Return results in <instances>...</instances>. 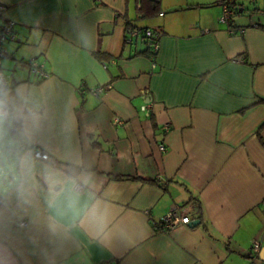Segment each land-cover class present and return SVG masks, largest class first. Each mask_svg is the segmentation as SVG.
<instances>
[{
    "label": "crops",
    "instance_id": "1",
    "mask_svg": "<svg viewBox=\"0 0 264 264\" xmlns=\"http://www.w3.org/2000/svg\"><path fill=\"white\" fill-rule=\"evenodd\" d=\"M236 1L243 13L230 25L225 0H0V25L14 21L19 38L3 68L52 83L54 108L71 106L78 141H91L142 234L127 249L88 247L72 264H264V0ZM70 18L94 27L96 52L75 44ZM132 26L163 33L155 56L147 40L127 41ZM81 84L111 87L83 99ZM175 205L199 223L156 229Z\"/></svg>",
    "mask_w": 264,
    "mask_h": 264
},
{
    "label": "clouds",
    "instance_id": "2",
    "mask_svg": "<svg viewBox=\"0 0 264 264\" xmlns=\"http://www.w3.org/2000/svg\"><path fill=\"white\" fill-rule=\"evenodd\" d=\"M75 44L96 52L95 29L70 18ZM51 82L0 69V264H72L88 247H134L91 141H78L71 106H53Z\"/></svg>",
    "mask_w": 264,
    "mask_h": 264
},
{
    "label": "built area",
    "instance_id": "3",
    "mask_svg": "<svg viewBox=\"0 0 264 264\" xmlns=\"http://www.w3.org/2000/svg\"><path fill=\"white\" fill-rule=\"evenodd\" d=\"M4 6L0 4V14L3 12ZM233 10H231L225 4V11L223 15V20L229 21L232 18ZM162 32L159 29L152 27H141V26H132L127 29V41L131 42L135 39L142 38L150 42L151 50L153 56H155L160 49V42L162 37ZM18 35L15 30V22L11 20H5L0 25V69L3 68V59L9 54L7 49V43L10 41H18ZM31 73L38 79L44 80L49 76V72L45 68V63L38 59H32L30 62ZM104 65L107 66V63L104 62ZM111 86H97V87H88L84 84H81L79 87V93L83 99H85L86 93L90 92L95 95H99L105 92ZM150 105L146 104L142 107L143 110H146ZM117 122H122L121 119L116 118ZM170 124H165L166 132L169 131ZM162 151L166 150V145L162 143L160 145ZM192 218L188 213V210L183 209L179 205L173 206L166 214H164L158 221H155V228L168 232L175 228L178 225H191ZM261 248V243L259 240H254L252 242V254L253 256L258 255ZM251 264H254L252 262Z\"/></svg>",
    "mask_w": 264,
    "mask_h": 264
},
{
    "label": "trees",
    "instance_id": "4",
    "mask_svg": "<svg viewBox=\"0 0 264 264\" xmlns=\"http://www.w3.org/2000/svg\"><path fill=\"white\" fill-rule=\"evenodd\" d=\"M225 4L231 9V10H233V13L235 14V13H243V12H241V10H240V7L239 6H241L242 4H239L236 0H225ZM145 7L146 6H143L142 7V12H146V14L147 13H149L150 11H148V10H144L145 9ZM154 9H157V7H155ZM253 11H255V10H253ZM229 22H230V25H231V23H232V18L229 20ZM148 44H149V48H151V44H150V42L148 41L147 42ZM151 55H154L153 54V52L151 51ZM105 61V60H104ZM106 62V61H105Z\"/></svg>",
    "mask_w": 264,
    "mask_h": 264
},
{
    "label": "rangeland",
    "instance_id": "5",
    "mask_svg": "<svg viewBox=\"0 0 264 264\" xmlns=\"http://www.w3.org/2000/svg\"><path fill=\"white\" fill-rule=\"evenodd\" d=\"M251 7V6H250ZM253 16H254V18L257 16V13H254L253 14ZM238 18H240V17H238ZM243 18H246V16H243ZM247 19H248V17H247Z\"/></svg>",
    "mask_w": 264,
    "mask_h": 264
},
{
    "label": "water",
    "instance_id": "6",
    "mask_svg": "<svg viewBox=\"0 0 264 264\" xmlns=\"http://www.w3.org/2000/svg\"><path fill=\"white\" fill-rule=\"evenodd\" d=\"M198 223H199L198 221H193V222H192L193 225H196V224H198Z\"/></svg>",
    "mask_w": 264,
    "mask_h": 264
}]
</instances>
